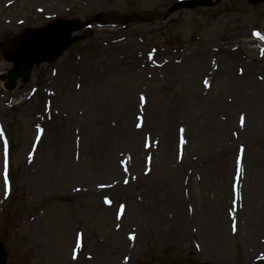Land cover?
<instances>
[{
  "label": "rangeland",
  "instance_id": "1",
  "mask_svg": "<svg viewBox=\"0 0 264 264\" xmlns=\"http://www.w3.org/2000/svg\"><path fill=\"white\" fill-rule=\"evenodd\" d=\"M176 1L0 0V73L6 39L101 15L29 83L0 80L8 264H264V2Z\"/></svg>",
  "mask_w": 264,
  "mask_h": 264
},
{
  "label": "water",
  "instance_id": "2",
  "mask_svg": "<svg viewBox=\"0 0 264 264\" xmlns=\"http://www.w3.org/2000/svg\"><path fill=\"white\" fill-rule=\"evenodd\" d=\"M256 3L258 0H251ZM212 0H183L175 3L170 11L184 6L195 7L198 5H211ZM89 21L83 24L80 20H55L51 24L38 29L27 30L18 39L15 49L5 51L4 57L7 61L12 60L14 67L9 71V75H1V78L9 79L7 87L12 89L16 86V80L23 75V81L30 79V69L36 63L48 61L53 63L69 46L76 40H85L93 34L92 31L85 34L72 36L76 29L84 28ZM7 252L0 242V264H6Z\"/></svg>",
  "mask_w": 264,
  "mask_h": 264
},
{
  "label": "bare ground",
  "instance_id": "3",
  "mask_svg": "<svg viewBox=\"0 0 264 264\" xmlns=\"http://www.w3.org/2000/svg\"><path fill=\"white\" fill-rule=\"evenodd\" d=\"M221 75L223 77L224 80H227L230 83H234L236 81H239L241 75L238 73L234 72L231 68H227V69H222L221 71ZM176 219V218H175ZM185 224H181V223H174V225L171 226V231H170V238L175 239V240H179L183 237L184 234V228ZM171 239V240H172Z\"/></svg>",
  "mask_w": 264,
  "mask_h": 264
},
{
  "label": "snow or ice",
  "instance_id": "4",
  "mask_svg": "<svg viewBox=\"0 0 264 264\" xmlns=\"http://www.w3.org/2000/svg\"><path fill=\"white\" fill-rule=\"evenodd\" d=\"M207 84V82H205ZM241 121H243V118H241ZM7 171V159H5V172ZM5 183H7V176H5ZM127 183V181H125ZM105 203H111L107 198H105ZM121 211H123V206H121Z\"/></svg>",
  "mask_w": 264,
  "mask_h": 264
}]
</instances>
